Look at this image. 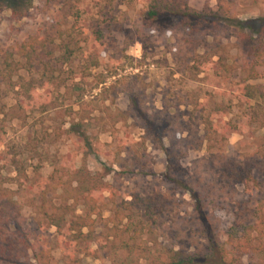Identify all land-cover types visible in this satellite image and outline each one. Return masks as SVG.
I'll return each instance as SVG.
<instances>
[{
	"label": "rangeland",
	"instance_id": "rangeland-1",
	"mask_svg": "<svg viewBox=\"0 0 264 264\" xmlns=\"http://www.w3.org/2000/svg\"><path fill=\"white\" fill-rule=\"evenodd\" d=\"M149 1L0 0V264H149L166 261L170 250L204 255L199 224L182 233L177 226L194 202L165 178H192V163L207 155L206 145L186 146L188 133L207 132L221 143L216 151L235 161L264 158V28L257 35L230 21L264 25V0H187L198 12L209 3L218 17L192 23V47L179 21L149 23ZM83 117L88 128L69 134ZM224 124L236 133L224 135ZM83 132L93 141L89 155ZM161 141L182 152L171 165ZM78 170L114 191L97 202L89 255L60 239L47 219L66 207L68 220L86 214L71 199ZM119 215L143 221V231L125 234ZM246 237L253 249L264 243L255 232ZM250 252L244 264L261 263L262 252ZM227 254L226 262L238 264Z\"/></svg>",
	"mask_w": 264,
	"mask_h": 264
},
{
	"label": "trees",
	"instance_id": "trees-1",
	"mask_svg": "<svg viewBox=\"0 0 264 264\" xmlns=\"http://www.w3.org/2000/svg\"><path fill=\"white\" fill-rule=\"evenodd\" d=\"M221 3V1L218 2V5L221 6ZM146 8H150L147 13L149 23L165 18L173 19L175 22L179 21L184 36L182 41L191 47L195 45L194 39L197 36V28L192 23L202 26L208 23L209 20H218V17L212 13L209 3H206L202 12L191 9L187 0H175L172 3L167 0H150L146 4ZM230 21L233 26L248 29L257 35L264 28V25L259 26V23L254 21L247 23L236 20ZM214 25L211 22V26ZM253 56L256 57L257 54L255 53ZM249 98L254 99L255 94H251ZM135 105V102H133L134 107ZM149 124L151 127V123ZM82 128H88L84 117L80 119L79 124L72 125L67 132L69 134L78 133L77 130ZM223 131H225L224 135L234 134L237 128L224 124ZM213 135H217V131L213 132ZM80 137L85 154L93 153V141L86 136L85 132L80 134ZM188 138L189 140L185 141L186 146L190 147L191 150L201 151L206 145L207 155L192 163V178L184 181L177 180L169 172L165 174V178L168 184L177 191V194L182 197L187 194L194 202L192 211L185 212L180 217L179 224L176 223L178 231L181 230L182 233L184 228L195 223L199 224L196 233L207 238L206 252L204 255H199L170 250L166 261L150 262L149 264H198L201 261L203 264H233L232 262H226L227 251H230L238 264H244L243 260L251 253L250 250H260L262 261L259 264H264V243L260 245V249H253L251 240H249L250 237H246V235L255 232L259 240H264V178L257 177L261 170L260 167H264V158L257 160L256 156L251 155L244 162L232 160L220 149L218 152L216 151L217 146H220L221 143L213 139V136H209L207 132L204 136L189 132ZM159 149L165 153L170 165L173 159L182 156L181 151L168 150L162 141ZM117 156L120 159L121 152ZM170 165L168 166L169 170L172 168ZM145 168L146 164L144 165ZM94 176L86 170H78L76 172L75 187L71 188L72 201L76 204L82 202V205L87 208L84 216H78L75 220H68L65 210H69V207H66L62 209V215L52 214L47 218L49 225L57 228L60 239L68 236L72 247H79L80 244V249L88 255L93 253L90 244L92 237L95 235V220L92 217L98 214V210L101 209V206H97V202L104 199L103 195L105 193H109L111 196L114 195L112 185L103 181L90 184L92 180H95ZM238 187H241L242 190H238ZM134 197L136 202H142L140 197ZM125 206L129 211L132 208L130 207L132 204H126ZM219 213L223 214V217H219ZM156 215H159L156 211H152L150 214L152 218ZM134 217L118 216L119 221H127L123 227L125 234L132 233L135 235L143 231L144 222L139 221L134 225ZM250 220L255 221V223L250 224L248 222ZM153 221L151 223L155 225ZM63 226H65V230ZM84 229L87 230L86 234ZM225 236L227 242H222L221 239ZM30 249L33 250L34 245Z\"/></svg>",
	"mask_w": 264,
	"mask_h": 264
}]
</instances>
